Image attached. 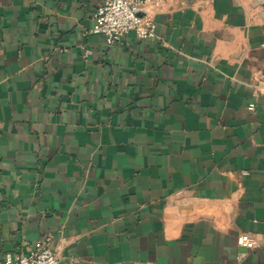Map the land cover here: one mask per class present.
Masks as SVG:
<instances>
[{
	"label": "crops",
	"instance_id": "obj_1",
	"mask_svg": "<svg viewBox=\"0 0 264 264\" xmlns=\"http://www.w3.org/2000/svg\"><path fill=\"white\" fill-rule=\"evenodd\" d=\"M102 1L0 0V261L264 264V0Z\"/></svg>",
	"mask_w": 264,
	"mask_h": 264
},
{
	"label": "built area",
	"instance_id": "obj_2",
	"mask_svg": "<svg viewBox=\"0 0 264 264\" xmlns=\"http://www.w3.org/2000/svg\"><path fill=\"white\" fill-rule=\"evenodd\" d=\"M165 0H103L94 14L95 24L90 30L94 34L103 35L108 46L119 42L130 32L138 39H156L157 24L142 10L163 5ZM249 109L254 110L255 105ZM238 244L252 249L258 246L256 239L248 233L238 236ZM51 237L47 236L25 253L7 255L0 264H58L60 257L51 247Z\"/></svg>",
	"mask_w": 264,
	"mask_h": 264
}]
</instances>
